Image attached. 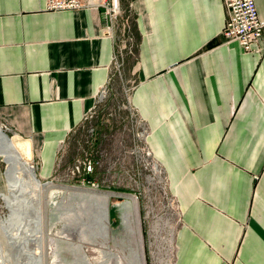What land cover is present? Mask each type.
<instances>
[{
  "label": "crops",
  "instance_id": "1",
  "mask_svg": "<svg viewBox=\"0 0 264 264\" xmlns=\"http://www.w3.org/2000/svg\"><path fill=\"white\" fill-rule=\"evenodd\" d=\"M264 18V0H255ZM136 35L130 99L179 211L171 264H264V49L222 34L224 0H121ZM101 6L0 0V117L47 177L95 104L118 22Z\"/></svg>",
  "mask_w": 264,
  "mask_h": 264
},
{
  "label": "rangeland",
  "instance_id": "2",
  "mask_svg": "<svg viewBox=\"0 0 264 264\" xmlns=\"http://www.w3.org/2000/svg\"><path fill=\"white\" fill-rule=\"evenodd\" d=\"M119 4L117 51L108 81L103 93L97 96L89 117L66 137L50 175L44 177L41 174L39 158L31 140L16 134L0 117L2 130L14 138L22 150L28 152L27 160L34 167L39 181L42 184L51 183V186L42 187L43 190L41 189L39 196L36 195L34 200L36 206H31L27 212L31 217L41 213L38 214L42 228L41 239L35 238L33 233L21 235V232L17 231L18 234L15 227H11L10 232L11 235H18V240L15 235L10 240L8 237L11 235L2 236L0 232V261H3V264L28 261L32 251L42 255L40 258L45 264H84L82 258L85 256L92 264H98L101 260L99 249L104 245L121 249L131 239L136 240V233H128L129 229L122 218V205L129 199L128 195L136 199L134 208L137 209L145 264H171L173 261L179 211L176 199L170 191L165 169L153 156L146 154L147 143L137 135L143 130V119L136 108H133L130 99L137 82L136 35L130 15L121 12V0ZM84 159H92L94 164L91 180L85 184L72 173L73 167ZM154 162L160 172H155ZM6 170L7 163L0 155V193L3 191L11 195ZM75 188L110 193V236L105 240L100 237L86 239L85 204L81 203V199L69 195ZM18 193V196L23 197L21 192ZM115 197L122 200L116 202ZM67 205L74 207L73 216L70 218H67L68 214L62 210V207ZM9 214L10 211L0 196V216L6 218ZM132 218L134 219V216ZM68 224H74L69 231ZM76 225H82L84 230L78 231ZM87 233L91 234L90 231ZM101 241L105 242L102 244ZM132 243L136 246L135 242ZM77 244H82V250L75 247Z\"/></svg>",
  "mask_w": 264,
  "mask_h": 264
},
{
  "label": "bare ground",
  "instance_id": "3",
  "mask_svg": "<svg viewBox=\"0 0 264 264\" xmlns=\"http://www.w3.org/2000/svg\"><path fill=\"white\" fill-rule=\"evenodd\" d=\"M0 155L5 159L7 163L6 174H7V179H8L9 190L11 193V195L3 191L0 193V196L2 197L5 205L7 206L9 210H11V213L8 215V217L4 218L0 216V232L2 233V236H5L6 234L11 235L12 233L10 232L12 231L11 227H15L17 229L15 231L16 232L20 231L21 235L23 233L25 234L27 233L28 235L33 233L35 234V238L41 239V229L42 228H41L40 217L38 215L41 213H37V215H35L34 217H31L30 215L27 214V212L29 211L31 206H36L34 204V200L36 198V195H38L39 192L41 191V189L43 190L42 187L51 186V183L47 182V183L42 184L39 181V179L36 176L34 167L30 165V163L27 160L28 152L25 150H22L20 148V144H18L14 140V138L9 137L2 130L1 126H0ZM153 167L156 173L160 172V168L158 167L156 162H154ZM89 191L90 190H88L87 188H75V190L69 194L72 198L81 199V203L84 202L85 204V210L87 214L86 215L87 228L86 230H84L82 225L80 226L76 225V229H78V231L84 230L86 239L90 240V239H95V238L100 237L103 240H105L107 237L110 236V225H109L110 193H96V192H89ZM18 192H21L23 194V197L18 196L19 195ZM128 197L129 199L122 205L123 206L122 207L123 208L122 217H123V222L125 226L130 231V232L128 231V233L129 234L136 233V240L131 239L130 242L128 244L123 245L121 249H118V248L114 249L113 247L109 245H104V247L99 249L101 260L98 264H145L143 250H142L141 234H140L141 231L139 228L137 214H136L137 209L134 208L136 207L135 206L136 199L135 197L131 195H128ZM114 200L116 202H120L121 198L115 197ZM62 210L68 214L67 215L68 217L66 216L67 218H70L71 216H73L72 214L74 210L73 206H69V205L63 206ZM133 216H134V219L132 218ZM73 225L74 224H68L67 231H69ZM89 231L91 233L90 235H88L87 233ZM14 235L15 233L11 235V237L10 236L9 237L7 236V237L10 238L11 240V238L13 239ZM15 238H17L18 240L19 236L15 235ZM104 242L105 241H101L102 244ZM132 242H135L136 246L133 245ZM24 243L23 245H25ZM77 245L78 246L75 245V247L78 250H82V244H77ZM34 253L35 251H32L31 253H29L30 255L28 254L29 255L28 261H24V262L18 261L17 263L15 262V264H45L40 258L42 255L39 256ZM82 259H84L83 261L84 264H92L89 258H87L86 256L83 257ZM3 263H4L3 261H0V264H3Z\"/></svg>",
  "mask_w": 264,
  "mask_h": 264
},
{
  "label": "built area",
  "instance_id": "4",
  "mask_svg": "<svg viewBox=\"0 0 264 264\" xmlns=\"http://www.w3.org/2000/svg\"><path fill=\"white\" fill-rule=\"evenodd\" d=\"M224 3L227 9V20L222 34L226 37V40L238 43L245 52L261 53L264 49V18L260 17L255 0H224ZM88 5L103 7L104 14L108 19L104 32L111 34L120 13L119 0H46L48 10L79 9ZM104 86L100 89L98 95L103 93ZM133 108L135 107L133 106ZM91 109L85 113L83 121L89 117ZM141 126L143 130L137 135L144 138L146 142L148 128L144 120H141ZM62 146L63 143H61L59 151ZM145 150L148 156H153L147 144ZM93 169L92 159H84L73 167L72 173L85 184V182L91 180ZM92 184L94 185V183Z\"/></svg>",
  "mask_w": 264,
  "mask_h": 264
},
{
  "label": "water",
  "instance_id": "5",
  "mask_svg": "<svg viewBox=\"0 0 264 264\" xmlns=\"http://www.w3.org/2000/svg\"><path fill=\"white\" fill-rule=\"evenodd\" d=\"M10 211V213H11V210H9ZM15 214H16V212H15Z\"/></svg>",
  "mask_w": 264,
  "mask_h": 264
},
{
  "label": "trees",
  "instance_id": "6",
  "mask_svg": "<svg viewBox=\"0 0 264 264\" xmlns=\"http://www.w3.org/2000/svg\"><path fill=\"white\" fill-rule=\"evenodd\" d=\"M110 215H111V210H110Z\"/></svg>",
  "mask_w": 264,
  "mask_h": 264
}]
</instances>
